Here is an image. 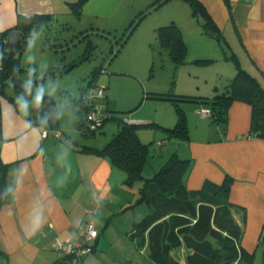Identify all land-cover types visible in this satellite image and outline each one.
<instances>
[{
  "label": "crops",
  "instance_id": "obj_1",
  "mask_svg": "<svg viewBox=\"0 0 264 264\" xmlns=\"http://www.w3.org/2000/svg\"><path fill=\"white\" fill-rule=\"evenodd\" d=\"M154 1L86 0L80 12L75 13L72 7L77 0H0V34L12 30L18 16L36 14H44L55 22L63 23L83 20L89 14L88 19L94 18L95 27L105 29L104 26L109 24L104 23L106 18L117 16L118 22L125 21L129 13L137 9L136 6L142 8ZM198 1L208 18H204V24L198 22L187 0H166L162 6L169 12L162 13V21L157 20L153 26L174 22L183 34L188 50V34L197 35L191 40L197 50L208 46L214 53L221 49L219 38H222L231 51L228 57L255 75L264 86V0ZM170 6L175 10H170ZM207 22L214 27L212 31L218 33L219 38L203 36L200 25L208 31ZM217 56L218 60L226 57L224 52ZM24 71L18 72L23 79L26 75L22 73ZM38 74L41 75L33 73L35 77ZM131 74L136 83L140 84L141 80L146 82L141 72ZM101 77L104 78L97 76L98 83ZM104 84L108 86L109 82ZM203 85L206 91L195 93L203 94L198 97L209 99L218 89L209 85L208 81ZM5 89L0 82V166L6 189L13 184L14 169L27 168V173L19 190L15 194H7L0 204V251L3 253L0 264H17L16 258L23 255L26 246L38 249L35 264H61L63 255L58 250V240L77 239L91 221L99 235L90 241L93 251L80 259L78 264H153L149 257L147 230L144 231L143 243L131 237L138 232L140 223L151 211L145 200H139L142 180L126 181L124 171L114 166L107 155L89 150L88 147L104 148L110 139L105 131L104 141L91 136L92 132H84L82 124L86 121L83 115L75 116L81 112L80 97L73 99L78 106L73 104L70 107V125L53 116L41 128L40 122L33 117L32 107L29 114L23 116L17 108L18 95L13 94L14 98H9L11 94L6 90V96ZM137 90L140 99L122 109L123 112L132 111L138 104L145 105L149 99H155L149 97L150 93H162V89L146 86L141 89L140 85ZM109 92L110 88L105 91L99 113L102 125L93 134L102 132L106 119H113L116 124L112 126V132L119 130L122 124L136 126L146 122L145 118L134 117L135 112L124 118L114 116L112 112L116 110L112 109ZM53 99L56 111L59 106L56 98ZM208 108L201 102L192 106L187 114L189 139L182 141L187 151L183 158L190 160L186 186L196 190L205 180L220 184L225 176H229L232 179L229 187L230 210L242 228L239 247L245 252L249 264H264V138L249 134L252 109L248 103L233 100L226 111L225 122H214L209 115H202L201 112ZM42 113L48 112L44 109ZM10 118L15 121L14 126H10ZM25 120L32 124L26 137ZM56 130L62 133L61 138L53 134ZM138 137L141 141L140 134ZM173 139L177 140L162 134L157 145L166 146ZM62 147L69 149L67 159L71 164V174L63 186H59L58 180L65 171L58 160ZM157 156H162V152ZM37 202L45 208V221L33 240L26 242L24 230L27 217ZM187 252L181 246L172 254L184 264Z\"/></svg>",
  "mask_w": 264,
  "mask_h": 264
},
{
  "label": "rangeland",
  "instance_id": "obj_2",
  "mask_svg": "<svg viewBox=\"0 0 264 264\" xmlns=\"http://www.w3.org/2000/svg\"><path fill=\"white\" fill-rule=\"evenodd\" d=\"M136 8L138 10L130 12L125 21L118 22L117 16L106 18L104 23L109 24L104 26L105 29L95 27L94 18L89 20L88 14L80 21L55 22L45 31L34 30L28 36L24 49L18 51L16 55L25 71L28 72L29 67L35 68V74L41 73L37 76H44L33 88L39 84L49 83L55 87L52 96L56 98L59 109L64 113L61 121L67 124L72 113L70 107L73 104L78 106L73 103V99L80 97L87 88L96 85L97 76H104L99 83L106 85L104 83L109 82L106 86L107 89L110 88L112 109L116 110L112 114L124 118L135 112L134 117L147 119L144 124L136 125L137 134L141 135V141L147 144L150 150L143 170V176L147 178L159 170L171 151L176 150L180 158L186 156L183 140L173 139L172 143L166 146L164 144L162 147H158L157 140L162 138V134H165V137L171 135L169 129L176 125L180 113L184 115L187 126L190 108L201 104V97L198 95L203 94L195 93L206 91L203 83L208 81L209 85L218 88L214 93L220 92L227 81L235 76L237 68L227 56L223 60H218L217 55L223 53L221 49L217 53L212 52L208 46L197 50L191 43L197 36L195 33L188 34L189 50L186 46L181 62L174 63L168 51L160 47L157 40V28L162 24L153 26V23L155 25L156 21L162 18V13H168L169 9L164 8L162 3L152 5V2L142 8L137 6ZM173 9L175 10L173 7L170 8ZM200 28L205 38L212 37L203 26L200 25ZM181 35L184 38L182 33ZM30 40H34L31 49ZM29 56L34 57L31 64L28 62ZM104 67L105 72L101 73L100 69ZM136 72H141L146 82L141 80L140 84L136 83L134 75L131 74ZM93 73L95 77L92 76ZM53 74L55 76H52ZM139 85L141 89L146 86L150 89H162V93L170 91L168 94L176 100L149 99L145 105L138 104L132 111L123 112L122 109L140 99L137 90ZM83 109L81 107V112L75 116L81 117ZM105 121L102 132L97 131L91 136L102 138L104 141L106 137L104 131L109 139L113 132L118 131L116 129L111 131L112 126H116L113 119ZM82 126L86 128V122ZM87 143H90L89 139ZM160 152L162 156H157Z\"/></svg>",
  "mask_w": 264,
  "mask_h": 264
},
{
  "label": "trees",
  "instance_id": "obj_3",
  "mask_svg": "<svg viewBox=\"0 0 264 264\" xmlns=\"http://www.w3.org/2000/svg\"><path fill=\"white\" fill-rule=\"evenodd\" d=\"M85 1L77 0L75 2L72 7L75 13L80 12ZM165 1L156 0L152 2V5ZM187 1L194 15L200 13L205 19H208L198 0ZM53 23L55 21L44 14L29 17L18 16L12 29L22 33L21 39L10 57L5 60L2 58V51L7 32L0 34V82L2 87L9 75L24 70L20 66L16 54L24 49L31 32L40 29L45 31ZM206 26L209 30L214 29L211 24L209 25V22ZM157 40L160 47L168 51L170 59L179 64L186 48L180 28L174 22L159 26ZM232 57L234 56L232 55ZM236 68L237 73L220 92L218 91L209 99L201 97V102L209 106V116L214 122L226 121V111L233 100L248 103L252 109L249 134L264 138V86L255 75L239 66L238 62H236ZM94 75L95 73L92 74V76ZM168 93H150L149 97L176 100ZM29 98L31 99V97ZM78 102L84 108L82 117L85 120L88 109L80 98ZM99 104L102 107V102L99 101ZM54 108L53 97L45 95L41 106L32 107L33 117L37 122H40L44 116L53 114ZM44 109L48 113L43 114ZM53 116L50 115L49 119L52 120ZM85 131L94 133L89 130L88 125L84 128ZM169 133L171 138L183 141L189 139L182 113L179 114L176 125L169 129ZM88 148L107 155L114 166L124 171L126 181L142 180L139 200H145L151 211L140 223L137 239L143 243L145 240L144 231L147 230L149 257L153 264H183L172 254V251L181 246L188 250L184 264H223L233 260L249 264L245 252L239 247L242 228L230 210L229 187L232 179L229 176H225L220 184L205 180L201 188L190 190L186 186L190 160L189 158H180L178 153L173 151L153 176L144 177L143 170L148 161L150 150L147 144L140 141L136 126L131 124L120 125L119 130L113 134L104 148ZM2 170L1 167L0 204L7 197ZM2 254L0 251V255Z\"/></svg>",
  "mask_w": 264,
  "mask_h": 264
},
{
  "label": "clouds",
  "instance_id": "obj_4",
  "mask_svg": "<svg viewBox=\"0 0 264 264\" xmlns=\"http://www.w3.org/2000/svg\"><path fill=\"white\" fill-rule=\"evenodd\" d=\"M34 40L29 41V48L33 47ZM34 61V57L29 56L28 62L31 64ZM36 72L35 68L29 67L28 74L25 77V87L26 92L23 95H20L16 98L17 100V108L19 112L23 116H27L29 114L30 107H39L42 105L44 101L45 95H52L55 92V87L49 83L48 85L39 84L35 88H33V79L35 76L33 73ZM28 97H31V101H29ZM56 119L61 118L64 113L58 108L53 114ZM50 115H46L40 121V127L44 128L47 125V121L50 118ZM10 126L15 125V121L11 118L9 119ZM25 137L28 135V130L32 129V124L30 121L25 120ZM22 137L21 139L25 138ZM69 149L67 147H62L60 154L58 155V160L61 163V166L65 169L64 175L59 178L58 185L63 186V184L68 179V176L71 174V164L68 162ZM27 173V168L24 169H14L13 170V184H10L6 189L7 194H15L16 191L19 190L23 176ZM45 221V208L39 202H37L27 217V224L24 230V239L25 241H31L36 236L37 232L40 230L42 224ZM96 233L93 232L94 236ZM39 252L38 249L32 246H26L23 249V255L18 256L16 258L17 264H35L36 258Z\"/></svg>",
  "mask_w": 264,
  "mask_h": 264
},
{
  "label": "built area",
  "instance_id": "obj_5",
  "mask_svg": "<svg viewBox=\"0 0 264 264\" xmlns=\"http://www.w3.org/2000/svg\"><path fill=\"white\" fill-rule=\"evenodd\" d=\"M101 70V73L105 72V67ZM106 85L99 84L98 82L93 87L87 88V91L80 95V100L87 107V114L85 115V121L89 130L95 131L102 125L103 119L99 116L100 104L99 101L105 98ZM202 115H209V109H205L201 112ZM47 132H44L46 134ZM53 134L61 138L62 133L59 130L53 132ZM159 144V142H158ZM96 234L93 236L92 233ZM99 233L94 223L91 221L88 223L86 229L81 231L79 237L75 240L66 239L64 241L58 240L57 247L62 253L63 259L61 264H78L88 253L93 251V245L91 240H95Z\"/></svg>",
  "mask_w": 264,
  "mask_h": 264
},
{
  "label": "water",
  "instance_id": "obj_6",
  "mask_svg": "<svg viewBox=\"0 0 264 264\" xmlns=\"http://www.w3.org/2000/svg\"><path fill=\"white\" fill-rule=\"evenodd\" d=\"M197 18H198V22L200 24H204L206 22V20L204 19V17L198 13L197 14ZM209 34L214 37V38H218V33L212 31V30H208ZM21 35L22 33L18 30H9L6 34V40H5V44H4V48L2 51V58L5 60L7 58L10 57L11 53L14 51V49L17 47V45L20 42L21 39ZM219 46L222 49V51L224 52V54L228 57L231 55V51L228 48L227 44L225 43V41L222 38H219ZM24 71V70H23ZM66 71V70H65ZM23 74L25 73L26 75L24 76V79L22 77H20L18 75V73H14L9 75L6 80L4 81V86L6 87L5 89V94L6 96H8V93L6 90L9 91V94H11V96L9 95V98H14L15 95H23L26 92V87H25V77L27 76L28 72L24 71L22 72ZM52 76H55V74H53ZM44 78V76H37L35 77V79H33V85L39 81L42 80ZM13 94H15L13 96ZM132 238H138V234L137 233H133L131 235ZM231 263H239V264H243L244 262L242 261H237V260H233V261H226L223 264H231Z\"/></svg>",
  "mask_w": 264,
  "mask_h": 264
}]
</instances>
